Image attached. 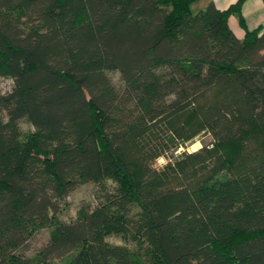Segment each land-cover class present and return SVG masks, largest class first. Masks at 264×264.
<instances>
[{
	"label": "trees",
	"instance_id": "trees-1",
	"mask_svg": "<svg viewBox=\"0 0 264 264\" xmlns=\"http://www.w3.org/2000/svg\"><path fill=\"white\" fill-rule=\"evenodd\" d=\"M198 1L0 0V264H264V26Z\"/></svg>",
	"mask_w": 264,
	"mask_h": 264
},
{
	"label": "rangeland",
	"instance_id": "rangeland-1",
	"mask_svg": "<svg viewBox=\"0 0 264 264\" xmlns=\"http://www.w3.org/2000/svg\"><path fill=\"white\" fill-rule=\"evenodd\" d=\"M198 4L196 3L193 5V11H196L198 8ZM109 75L114 81L118 80V73L116 71L109 72ZM9 87V79L5 77H0V90L4 91ZM20 128L23 133H27L33 130L32 125L27 122L26 120L20 121ZM212 140L211 134L204 133L199 138L195 139L191 144L187 147L183 148L180 147L177 149L176 152L187 149L188 151L197 150L203 143H208ZM165 158L160 156L155 161L156 166H160L164 163ZM98 185L94 182H86L76 185L75 187L71 188L70 191L66 196H64L61 205V211L59 213V217L62 220H71L75 217L76 212L78 209L83 206L84 204H91L95 203V194L98 190ZM49 237V229L44 228L38 230L34 236L31 238L29 242V250L25 253L29 256L33 255L48 239ZM110 241L113 242H124L125 240L120 236L110 235L108 237ZM53 264H57L54 262Z\"/></svg>",
	"mask_w": 264,
	"mask_h": 264
},
{
	"label": "crops",
	"instance_id": "crops-1",
	"mask_svg": "<svg viewBox=\"0 0 264 264\" xmlns=\"http://www.w3.org/2000/svg\"><path fill=\"white\" fill-rule=\"evenodd\" d=\"M208 1H212L217 8L223 9L234 3L236 0H200L196 2V5L198 4L197 8H203ZM241 12L249 28L258 25L264 26V0H245L242 4ZM229 23L235 34L242 37L244 31L238 23V17L236 14L229 17Z\"/></svg>",
	"mask_w": 264,
	"mask_h": 264
}]
</instances>
